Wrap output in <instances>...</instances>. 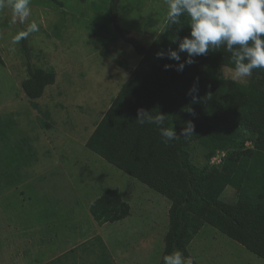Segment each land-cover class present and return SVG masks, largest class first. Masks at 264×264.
Here are the masks:
<instances>
[{
    "label": "rangeland",
    "instance_id": "374dc122",
    "mask_svg": "<svg viewBox=\"0 0 264 264\" xmlns=\"http://www.w3.org/2000/svg\"><path fill=\"white\" fill-rule=\"evenodd\" d=\"M112 1L31 0L23 21L11 8L0 9V264L161 262L171 200L87 148L86 140L142 58L130 38L149 47L164 32L167 5L120 0L114 15ZM33 21L39 31L13 44ZM29 62L57 72L36 99L23 89ZM234 69L223 65L217 76L247 84L250 76ZM207 154L193 144L195 163L214 164ZM41 174L58 178L46 184ZM107 188L119 189L130 212L99 222L90 208ZM232 195L228 188L225 196ZM188 250L193 264H264L208 223Z\"/></svg>",
    "mask_w": 264,
    "mask_h": 264
},
{
    "label": "trees",
    "instance_id": "16d2710c",
    "mask_svg": "<svg viewBox=\"0 0 264 264\" xmlns=\"http://www.w3.org/2000/svg\"><path fill=\"white\" fill-rule=\"evenodd\" d=\"M119 1H112L114 15ZM187 23V16L175 25L168 20L149 47L130 38L142 58L96 122L86 146L171 200L160 264L174 250L188 257V245L206 223L264 259V69H254L247 84L218 77L223 65L235 67L231 54L221 49L195 57L182 72L165 70L166 63L176 62L157 59L156 53L176 49L175 38L190 35ZM203 66L209 75L203 74ZM56 74L52 67L29 62L26 95L41 97ZM141 107L164 113L165 127L178 134L191 121L194 133L165 144L155 125L136 124ZM197 142L208 150V158L226 150L224 162L195 163L191 148ZM228 188L233 190L230 198L225 196ZM90 209L99 222L120 220L130 212L118 188L105 189Z\"/></svg>",
    "mask_w": 264,
    "mask_h": 264
},
{
    "label": "clouds",
    "instance_id": "9594fccd",
    "mask_svg": "<svg viewBox=\"0 0 264 264\" xmlns=\"http://www.w3.org/2000/svg\"><path fill=\"white\" fill-rule=\"evenodd\" d=\"M31 0H0V9L11 8L14 18L23 21L31 12ZM167 17L171 24H179L182 16H187L190 35L176 37V49L168 48L156 53L157 59H168L175 64L166 63L165 70L175 67L182 72L187 65L195 62V57L205 56L209 51H223L231 54L235 65V75L250 76L254 69H264V0H165ZM39 26L33 21L13 37L18 43L29 33L38 32ZM186 53V59L181 58ZM166 115L153 114L143 107L137 109L136 124L155 125L165 144L183 136L189 139L194 133L191 121L185 123L180 134L175 128L165 127ZM163 264H193L179 250L165 255Z\"/></svg>",
    "mask_w": 264,
    "mask_h": 264
},
{
    "label": "built area",
    "instance_id": "2783aa9c",
    "mask_svg": "<svg viewBox=\"0 0 264 264\" xmlns=\"http://www.w3.org/2000/svg\"><path fill=\"white\" fill-rule=\"evenodd\" d=\"M227 153H226V150H217L216 153L213 155L212 157V162L214 164H221L224 162V159L226 157Z\"/></svg>",
    "mask_w": 264,
    "mask_h": 264
},
{
    "label": "crops",
    "instance_id": "0c3cea01",
    "mask_svg": "<svg viewBox=\"0 0 264 264\" xmlns=\"http://www.w3.org/2000/svg\"><path fill=\"white\" fill-rule=\"evenodd\" d=\"M41 142V141H40ZM41 144H42V142H41ZM42 147H43V144H42ZM44 151H45V149H44ZM41 175H43V176H45V178H46V184H47V182L49 181V179L50 180H53L54 181V184H55V182H56V178H58L56 175H48V174H41ZM58 180V179H57ZM43 184V183H42ZM208 258L209 259H212V256H208Z\"/></svg>",
    "mask_w": 264,
    "mask_h": 264
}]
</instances>
